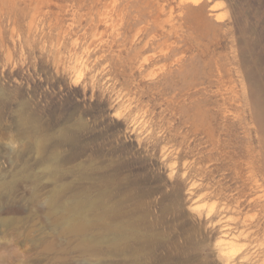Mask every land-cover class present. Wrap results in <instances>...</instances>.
I'll return each mask as SVG.
<instances>
[{
	"label": "rangeland",
	"instance_id": "1",
	"mask_svg": "<svg viewBox=\"0 0 264 264\" xmlns=\"http://www.w3.org/2000/svg\"><path fill=\"white\" fill-rule=\"evenodd\" d=\"M263 121L264 0H0V264H264Z\"/></svg>",
	"mask_w": 264,
	"mask_h": 264
},
{
	"label": "bare ground",
	"instance_id": "2",
	"mask_svg": "<svg viewBox=\"0 0 264 264\" xmlns=\"http://www.w3.org/2000/svg\"><path fill=\"white\" fill-rule=\"evenodd\" d=\"M110 5V4H109ZM104 12V11H103ZM160 15V14H159ZM118 19V18H117ZM156 19V18H155ZM159 21V20H158ZM100 24V23H99ZM163 25V24H162ZM169 25V24H168ZM110 27V26H109ZM164 27V26H163ZM162 28V27H161ZM106 30V29H105ZM159 38V37H158ZM97 41V40H96ZM93 43V42H92ZM181 60V59H180ZM261 104V103H260ZM259 105V104H258ZM261 106V105H259ZM258 107V106H257ZM256 107V108H257ZM262 108V106H261ZM261 108H257V110L259 111V109L261 110ZM256 113H258L256 111ZM19 124L22 126L23 128V131L25 133H29V132H32V131H38L40 128H39V124L36 123V121H33V119H28L26 118L25 116H20L19 117ZM264 122V121H263ZM264 124V123H263ZM69 135V134H68ZM70 136V135H69ZM59 141H57L55 144H60L62 143L63 141L65 142L67 140V134H64V133H60L59 134ZM72 140V139H71ZM69 141V140H68ZM67 142V141H66ZM44 145H45V140L44 139H39L36 143V148H37V151L40 155H43V151H44ZM263 146V145H262ZM263 148V147H262ZM263 153V152H262ZM263 162V161H262ZM264 164V163H263ZM264 168V166H263ZM253 200V199H252ZM235 203V202H234ZM250 203H253V201L250 200ZM99 204L101 206H105L103 204L102 201L99 200ZM243 205L237 201V203L235 204V209H236V212H237V217L233 218L232 220H229V223H227V229L228 230H231L233 231L234 229H238L239 227H245L247 228L246 231L242 232L240 231L239 234L236 236L237 238L240 239V237H243V238H247L249 237V235H254L256 232H260V224H259V219L257 221H252V222H248L246 223L244 220H242V217L240 216L241 215V207ZM111 207H114V206H111ZM233 207V208H234ZM264 208V206H261V208ZM106 208V207H105ZM262 208V209H263ZM104 209V208H103ZM102 209V210H103ZM110 209V208H109ZM111 210V209H110ZM117 210V209H116ZM118 211V210H117ZM108 209L107 210H103V212L100 214V216L102 217L104 214L108 213ZM235 213V212H234ZM207 219V218H206ZM250 221V220H249ZM213 226H216L215 224ZM68 227H69V230L73 233V234H76V233H82L83 231H85L86 227L85 225L83 224H76V223H68ZM254 228H256V230H254ZM215 229V228H214ZM252 229V230H250ZM262 229V228H261ZM250 230V231H248ZM254 230V231H253ZM197 235V233H196ZM115 249H119L121 252H135V248H133L129 243H127L126 241L124 242H119L118 245H116L114 247ZM113 251H116L114 249H112V252Z\"/></svg>",
	"mask_w": 264,
	"mask_h": 264
}]
</instances>
